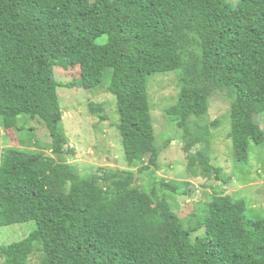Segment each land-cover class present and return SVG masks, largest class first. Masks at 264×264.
Instances as JSON below:
<instances>
[{"label":"trees","instance_id":"trees-1","mask_svg":"<svg viewBox=\"0 0 264 264\" xmlns=\"http://www.w3.org/2000/svg\"><path fill=\"white\" fill-rule=\"evenodd\" d=\"M55 67H78L79 77L57 82ZM176 70L180 89L162 110L181 132L187 170L221 179L209 154V129L221 122L200 124L221 93L242 178L250 144L264 141L255 118L264 113V0H0L1 126L19 133L20 119L38 120L50 141L49 154H0V228L36 225L0 246V264H29L36 251L42 264H264V213L249 214L241 196L212 188L187 229L162 196L192 192L187 181L156 176L147 78ZM106 74L128 168L81 178L66 162L73 150L57 89L93 90ZM88 109L107 121L102 104Z\"/></svg>","mask_w":264,"mask_h":264},{"label":"rangeland","instance_id":"rangeland-1","mask_svg":"<svg viewBox=\"0 0 264 264\" xmlns=\"http://www.w3.org/2000/svg\"><path fill=\"white\" fill-rule=\"evenodd\" d=\"M104 39L105 37H102L97 42L102 43ZM180 74L181 70H176L147 78L150 116L156 136V148L159 151L156 176L168 181H187L192 189L189 196H175L166 193L162 196L178 217L184 221L185 229H187V221L200 213L210 201L209 197L214 192L212 188L215 189L217 186V190L223 195L241 196L240 198L246 201L249 214H253L251 211H254V208L264 213V141L259 145L250 144L247 162L244 165L240 164L241 167H245L243 177L237 178L235 175L238 165H235L231 144L227 137L229 101L221 93L211 97L207 114L200 121V124H210L219 122V120L221 122L209 129L211 164L221 170V179L220 181L213 177L206 179L200 174L194 176L187 170L181 132L175 124L169 123L162 110L174 104L180 89L176 78H179ZM53 77L57 82L67 84L77 80L79 68L63 70L55 67ZM107 85L108 74L105 75L100 87L93 90L57 89L62 112L61 128L68 138V146L73 150L72 155H66V162L74 165L79 172L76 171V173L81 178H87L102 168H128L121 137L117 130L118 116L115 110V99L105 91ZM90 102L102 104L107 121L99 122L97 116L89 112ZM255 118L264 133V113L257 114ZM22 124L25 130L18 133L14 130L3 129L0 121V154L9 147L43 150L49 154V148L44 149V146H48L50 142L44 125L38 120L20 119V125ZM147 184L148 178L144 176L138 181L140 188L147 187ZM35 228L34 221L1 227L0 246L22 241ZM201 233L198 231L193 236L201 235ZM40 256L38 251L34 252L31 259L29 257V264H42Z\"/></svg>","mask_w":264,"mask_h":264}]
</instances>
